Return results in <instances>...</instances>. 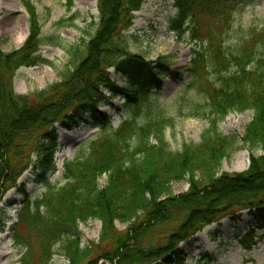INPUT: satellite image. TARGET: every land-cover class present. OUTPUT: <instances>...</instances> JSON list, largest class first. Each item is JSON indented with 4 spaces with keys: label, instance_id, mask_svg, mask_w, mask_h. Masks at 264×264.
Here are the masks:
<instances>
[{
    "label": "trees",
    "instance_id": "obj_1",
    "mask_svg": "<svg viewBox=\"0 0 264 264\" xmlns=\"http://www.w3.org/2000/svg\"><path fill=\"white\" fill-rule=\"evenodd\" d=\"M19 1L28 36L17 50L0 48V204L29 169L44 187L38 197L19 191L23 201L12 240L24 251L20 264H31L35 246V264H48L54 255L68 264H187L182 243L245 211L264 232V157L252 156L243 173L218 172L222 160L241 150L236 136L219 129L230 113L251 111L241 141L250 151L264 146V18L245 31L233 26L250 0H174L170 31L193 45L187 82L168 60L154 66L126 47L123 34L146 0H97L95 36L82 50L72 49L71 68L59 83L32 97L15 93L17 71L49 63L39 54L43 39L35 6ZM111 71L126 82L115 86ZM170 71L181 89L166 105L152 91H161L159 78ZM102 90L123 101L126 117L116 128L97 111ZM80 108H88V125L100 131L64 161V184H51L57 173L55 126ZM168 110L207 122L199 143L170 148L165 131L174 117ZM184 180L187 192L173 196L172 185ZM89 220L101 223L100 236L82 249L79 225ZM117 224L127 228L119 231ZM254 236L249 230L244 239Z\"/></svg>",
    "mask_w": 264,
    "mask_h": 264
},
{
    "label": "rangeland",
    "instance_id": "obj_2",
    "mask_svg": "<svg viewBox=\"0 0 264 264\" xmlns=\"http://www.w3.org/2000/svg\"><path fill=\"white\" fill-rule=\"evenodd\" d=\"M35 6L43 44L39 54L49 64L31 68H20L14 79V91L19 96L32 97L52 84L59 83L61 75L71 68L72 49L82 50L95 36L99 26V11L97 0H30ZM177 14L174 0H146L138 12L133 13L132 25L123 34V40L129 52L140 55L145 60L157 66L161 58L172 64L171 69L179 73L183 82H187L190 69L191 49L193 45L185 38H178L170 31V23ZM264 18V0H250L241 13L234 16L233 26L241 31L258 26ZM239 34V33H238ZM28 36L27 13L19 0H0V48L9 53L19 49ZM52 39V40H51ZM171 70V71H172ZM162 75L159 80L161 91H152L153 97L158 95L161 102L171 105L180 92L181 84L172 72ZM111 80L117 86H122L126 80L121 75L111 71ZM102 98L96 102L97 111L110 118L111 127L116 128L126 117L122 108L123 101L114 97L107 90L100 91ZM88 107V106H86ZM174 117L172 128L165 131L166 141L173 151H178L183 144H197L207 127V122L188 116H178L168 110ZM187 113L186 111L184 112ZM252 112H232L219 124L220 131L228 136L237 137V147L241 150L233 153L230 159L222 160L219 174H238L247 171L251 157H264V146L250 151L243 145L241 138L247 124L252 120ZM91 115L88 108H80L73 112L65 124H57L58 150L54 155L57 173L50 178L51 184L61 186L62 165L65 160L74 158L78 147L97 135L98 128H92L88 123ZM31 169L23 173L17 187L8 191L0 204V264H20L24 251L16 247L12 240V228L17 220V210L23 201L20 190L30 197L41 196L44 187L35 182ZM188 179V178H186ZM105 176L101 178V182ZM188 190L186 180L174 183L171 187L173 196H180ZM119 231H124L127 225H116ZM82 233L80 247L84 249L97 244L101 223L89 220L80 223ZM249 230L254 231L252 240L244 237ZM22 235L28 233L23 227L19 229ZM34 239L32 235L29 236ZM186 256L187 264H264V232L256 230L253 218L248 211L242 212L238 219L225 218L219 223L206 226L190 240L180 245ZM58 249V246L55 247ZM39 256L35 246L31 264H35ZM91 258H94L92 254ZM103 263L100 261L99 264ZM48 264H68L65 259L54 255ZM162 264V263H159Z\"/></svg>",
    "mask_w": 264,
    "mask_h": 264
}]
</instances>
